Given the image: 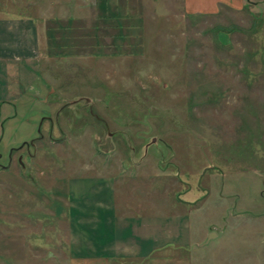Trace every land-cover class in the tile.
I'll return each instance as SVG.
<instances>
[{
  "label": "rangeland",
  "instance_id": "rangeland-1",
  "mask_svg": "<svg viewBox=\"0 0 264 264\" xmlns=\"http://www.w3.org/2000/svg\"><path fill=\"white\" fill-rule=\"evenodd\" d=\"M2 15L38 26L52 91L38 139L0 157V264H68L61 193L79 182L166 223L140 264H264V0H0Z\"/></svg>",
  "mask_w": 264,
  "mask_h": 264
},
{
  "label": "crops",
  "instance_id": "crops-1",
  "mask_svg": "<svg viewBox=\"0 0 264 264\" xmlns=\"http://www.w3.org/2000/svg\"><path fill=\"white\" fill-rule=\"evenodd\" d=\"M39 62L40 32L33 19L0 16L1 158L11 159L37 140L49 115L47 97L52 89L40 75ZM80 184H69L61 193L63 208H68L62 221L74 238L68 264H129L127 259L140 264L157 252L156 244L151 243V229L162 244L166 223L145 221L143 212L133 213L128 208L119 212L118 208L126 206L127 193L112 186L104 189Z\"/></svg>",
  "mask_w": 264,
  "mask_h": 264
},
{
  "label": "water",
  "instance_id": "water-1",
  "mask_svg": "<svg viewBox=\"0 0 264 264\" xmlns=\"http://www.w3.org/2000/svg\"><path fill=\"white\" fill-rule=\"evenodd\" d=\"M212 235L214 236L215 234L211 233V235L207 237V240L205 242H208V240L212 237Z\"/></svg>",
  "mask_w": 264,
  "mask_h": 264
},
{
  "label": "trees",
  "instance_id": "trees-1",
  "mask_svg": "<svg viewBox=\"0 0 264 264\" xmlns=\"http://www.w3.org/2000/svg\"><path fill=\"white\" fill-rule=\"evenodd\" d=\"M120 27V26H119Z\"/></svg>",
  "mask_w": 264,
  "mask_h": 264
}]
</instances>
